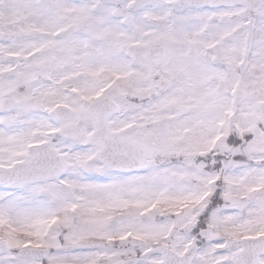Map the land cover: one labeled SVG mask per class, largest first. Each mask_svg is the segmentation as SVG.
<instances>
[{
  "label": "snow or ice",
  "instance_id": "snow-or-ice-1",
  "mask_svg": "<svg viewBox=\"0 0 264 264\" xmlns=\"http://www.w3.org/2000/svg\"><path fill=\"white\" fill-rule=\"evenodd\" d=\"M0 264H264V0H0Z\"/></svg>",
  "mask_w": 264,
  "mask_h": 264
}]
</instances>
